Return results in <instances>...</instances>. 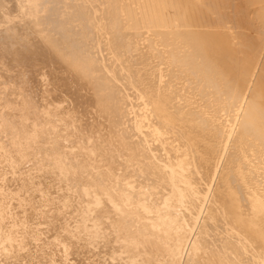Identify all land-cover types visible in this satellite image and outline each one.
<instances>
[{"label": "bare ground", "instance_id": "obj_1", "mask_svg": "<svg viewBox=\"0 0 264 264\" xmlns=\"http://www.w3.org/2000/svg\"><path fill=\"white\" fill-rule=\"evenodd\" d=\"M0 264H264V0H0Z\"/></svg>", "mask_w": 264, "mask_h": 264}, {"label": "snow or ice", "instance_id": "obj_2", "mask_svg": "<svg viewBox=\"0 0 264 264\" xmlns=\"http://www.w3.org/2000/svg\"><path fill=\"white\" fill-rule=\"evenodd\" d=\"M41 196L43 197V193H41ZM95 206L98 207V208H102V207H103V205L100 203L99 200L96 201V205H95ZM113 207H115V205H113ZM117 211H118V209H117ZM114 227H115V226H114ZM101 238H102L101 233L97 232V233L95 234L94 238H92L91 243H92V244H95V243H97Z\"/></svg>", "mask_w": 264, "mask_h": 264}]
</instances>
